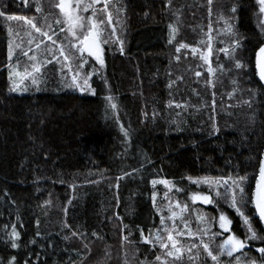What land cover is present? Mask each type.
<instances>
[{
    "label": "trees",
    "instance_id": "trees-1",
    "mask_svg": "<svg viewBox=\"0 0 264 264\" xmlns=\"http://www.w3.org/2000/svg\"><path fill=\"white\" fill-rule=\"evenodd\" d=\"M58 2L40 0L43 12L37 13L34 0H28V6L24 0H0V11L36 17L38 27L51 25L49 34H56L63 24L54 7ZM118 6L123 9L119 35L124 52L111 42L104 44L102 68L85 56L83 72L92 76L91 88L84 92L65 88L59 67L54 78L49 76L50 66L45 67L38 89L11 92L8 28L19 33L13 39L24 51L28 37L22 21L0 18V264H8L12 257L14 264H159L155 257L162 250L158 244L145 243L140 230L146 237L157 232L160 216L169 215L168 195L188 205L194 232L204 227L197 216L218 219L223 211L233 222L230 233L245 238L246 228L234 209L222 201L207 205L192 201L194 192L214 194L187 177L247 175L248 184L255 185L264 150V86L255 69L264 26L256 0H214L211 16L207 0H118ZM233 6L235 13L230 11ZM221 14L230 18L237 34L234 59L218 53L231 43L230 36L217 35L224 28ZM41 17L47 22L41 24ZM57 19L61 25L54 29ZM210 20L215 37L211 76L209 65L200 59ZM170 23L178 27L171 44ZM110 32L109 27L106 38ZM180 42L191 47L177 53ZM192 47L197 48L195 55ZM235 60H240V67ZM245 100L251 107L242 103ZM213 123L219 131H213ZM153 179L171 184L153 186ZM243 211L264 235L258 216H253L254 207L249 204ZM13 224L19 233L16 248L6 235ZM176 225L184 227L179 221ZM210 227L220 233L211 245L215 248L229 233L218 223ZM179 239L186 249L199 243L195 236ZM259 247L264 242L250 241L242 251L259 260ZM240 251L232 257L222 254L219 264H236ZM182 257L183 264H213L202 248L198 257L196 249ZM172 259L167 257L169 264ZM243 260L241 256L242 264Z\"/></svg>",
    "mask_w": 264,
    "mask_h": 264
},
{
    "label": "snow or ice",
    "instance_id": "snow-or-ice-1",
    "mask_svg": "<svg viewBox=\"0 0 264 264\" xmlns=\"http://www.w3.org/2000/svg\"><path fill=\"white\" fill-rule=\"evenodd\" d=\"M36 4V12L42 13L43 8L41 6L40 0H34ZM214 0H207L209 6V16H211V5ZM26 6H28V0H24ZM167 3H171V0H167ZM73 4L75 6H73ZM258 5V12L260 16V24L264 26V0H256ZM100 5V7H97ZM55 8L59 9L60 15L63 17L64 27L60 29L61 33L67 32V38L69 39L70 47H66L64 44H57L53 40V35L55 33L49 34L51 30V25L47 29H43L37 26L36 17H24L17 16L15 14H6L5 11H0V18H3L6 22L8 21H22L23 27L26 30V35L29 37L27 44L30 47L28 51H24L20 43H15L13 37L19 35L18 32H14L12 28H8L9 33V43H8V79L10 83V91H27L28 87H22L25 81H30L32 86H37L41 83L43 79L42 67L51 61L47 59V56L51 57L52 61L57 63L63 62V67L68 69L69 79L64 83L65 88H75L83 92L86 89H90L89 77L92 76L91 72H87L86 75H82L79 69H83L87 61L84 59V54L86 53L89 57L94 58V60L101 66L104 65V49L102 45L109 44L110 42L117 46L118 51L123 54L124 52V41L122 35L117 34V29L115 24L124 25L123 20L120 19V13L123 9L118 6V0H59L58 3L54 4ZM91 12L90 15L85 16L84 13ZM235 13L236 8L233 6L230 10ZM174 15L178 18V10ZM115 16V20H114ZM219 19L224 20V28L217 30V35L224 33L231 37V43L228 47L218 49L219 52H223L225 56L229 59H234V54L236 49L239 47L238 40L236 39V32L234 31V25L229 23L230 18H225L223 14L219 16ZM39 22L44 24L47 22L46 17H41ZM57 25L61 23V20L57 19ZM111 28L110 34L105 37L107 28ZM169 28V43H173L176 35L178 33V27H175L172 23L168 25ZM38 34L36 36L33 35ZM213 32L212 22L209 21L208 25V37H207V47L204 51L200 53V59L209 65L208 73L209 76L212 75L214 69L211 67L210 56L212 53L213 44L212 41L215 37L211 35ZM44 40L50 42L49 45H45L41 49ZM75 43H72V41ZM223 42V40L221 41ZM203 43V41H201ZM191 47L189 44L180 42L176 47V52L179 53L181 49H188ZM19 49L20 55L27 57L24 61L23 70H21V61L16 58V64L13 65L11 61L14 59V52ZM72 50H76V53H72ZM192 53L195 55L197 48H191ZM29 52L32 54L29 55ZM38 52L44 59H38ZM217 53V55H218ZM60 59H57V58ZM175 59L179 60L180 57L176 56ZM77 70H73L71 63H76ZM71 62V63H70ZM218 67L223 73V66ZM235 66L240 67V60H235ZM256 67L260 79L264 81V44H262L256 52ZM197 77L200 76L199 72H196ZM107 81H105V84ZM211 84V79L208 80ZM235 84V81H233ZM235 90V89H234ZM213 95H215L213 93ZM229 96L233 93L229 92ZM106 100L109 102L112 109L116 108V104L112 103L113 97L108 96ZM171 103V102H170ZM215 103V101H213ZM243 104L251 107L249 101H242ZM176 107H181L177 104ZM214 120V117H213ZM121 131L124 132L125 137L128 136V132L121 126ZM213 131H219L216 128L215 123H213ZM142 166V165H141ZM133 171H136L135 169ZM187 179L197 186L204 184L207 185L210 192L214 195H209L202 192H194L191 194V199L193 202L199 200L203 204H213L217 201H222L229 208L234 209L237 215L241 218L243 225L246 228L245 238L241 240L239 237L230 233V225L233 223L232 220L223 211H219L218 219L216 217L206 218L204 215L197 216V222L204 227L199 228L194 232L189 224V220L185 218L184 213L189 211L187 204H181L178 201L173 200L168 205V216H160V228L154 235L148 237L144 236L143 230L141 231V237L145 243H150L159 245L162 250V255H157L155 261L159 264H169L167 257H171V264H183V252H191L192 249H196L197 257L200 255V250L202 248L203 253L206 254L207 258H210L213 264H219V257L227 255L232 257L234 253L240 251V255L236 256V264H242L241 256L244 257L243 264H264V247H259L256 251L260 254L259 260L256 258H248L243 249L250 241H261L264 242V235L257 232L254 227L253 217L245 214L243 209L249 207V204L254 207L255 212L253 216H258L260 222H264V154H261L258 161V172L255 174V185L251 187L248 184L249 177L247 175L233 176L231 174L224 176H202V177H187ZM163 184L168 187L171 182L167 179H153L151 184L155 186L156 184ZM175 187V185H172ZM176 191H182V189L177 188ZM250 191V195H249ZM156 192L152 193L153 201L156 199ZM167 196V194H166ZM47 203V202H45ZM190 214V213H189ZM183 224V229H180L176 225V221ZM168 221H172V225L169 226ZM38 223V222H37ZM218 223L219 228L225 233H229L225 239H223L215 248L211 247L215 241L217 235L220 233L212 231L210 224ZM7 228V226H5ZM65 227L67 225L65 224ZM264 231V230H262ZM6 235L11 240V247L16 248L18 246L17 239L19 233L16 231V225L13 224L11 231L6 232ZM39 235V232H37ZM129 235H131L129 233ZM187 236L189 238L195 236L198 238L199 243H191L190 247L187 249L183 246L180 241V237ZM205 237H207V242H205ZM127 239V237H122V241ZM131 243V242H130ZM87 247V245H85ZM162 256L165 257L162 259ZM192 257L189 256V262L192 261ZM15 257L10 258L8 264H14ZM139 264H147L146 261H140ZM206 264V262H204Z\"/></svg>",
    "mask_w": 264,
    "mask_h": 264
},
{
    "label": "rangeland",
    "instance_id": "rangeland-1",
    "mask_svg": "<svg viewBox=\"0 0 264 264\" xmlns=\"http://www.w3.org/2000/svg\"><path fill=\"white\" fill-rule=\"evenodd\" d=\"M73 6H75V5L73 4ZM114 20H115V16H114ZM17 24H18V21H17ZM56 24H57V23L53 24L54 29H56L57 26L59 27V26L61 25V23H60L59 25H56ZM63 27H64V25L62 24V27H60L59 29L56 30V34L53 35L52 38H53V40L56 41L57 44H64L66 47H70V45H69V39L67 38V32H66V30H65L64 33H61V31H60V29L63 28ZM115 27H116V29H117V34L119 35V32H120V24H115ZM33 35L36 36V35H38V34L33 33ZM26 36H27V35H26ZM27 37H28V36H27ZM28 38H29V37H28ZM17 42L19 43V41H17ZM72 43H75V41L73 40ZM49 44H50V42H49L48 40H44L43 45H41V49H43L45 45H49ZM30 47H33V46H29V45H28V49H27V51L29 50ZM102 47H103V45H102ZM18 51H20V50L17 49L16 52H18ZM72 53H76V50H72ZM31 54H32V53L29 52V55H31ZM16 56H17V57H16ZM85 56H87L86 53L84 54V59L86 60V57H85ZM18 57H19V59H20V61H21V70H23V64H24V61L27 60V57H23V59H22V56H21L20 54H14V59L12 60L11 63H12L13 65H15V64H16V58H18ZM38 59H44V56H41V55L39 54V52H38ZM47 59H49L51 62L48 63V64L43 65V67H42V73L44 72L46 66H50L49 76H51V77L54 78V75H56V73H58V67H59V68H60V72H61V74H62V76H63V81H64V82H67L68 79H69V76H68V69L63 67V62H61V63H57L56 61H52L50 56H47ZM57 59H60V58L58 57ZM86 61H87V60H86ZM70 63H71V62H70ZM77 63H78V61H76V63H71V66H72V68H73L74 71L77 70V67H76ZM85 65H86V64H85ZM85 65H84V67H85ZM83 69H84V68H83ZM83 69H79V71H81L82 75H86V74L83 72ZM51 72H52V73H51ZM10 83H11V82H10ZM89 84H90V83H89ZM25 86L28 87V90H27V91H15V92L11 91V92H13V93H18V94H22V93H27V92H29V91H31V90H33V89H38V85H37V86H32L30 81H25V83L22 85V87H25ZM72 89H73V90H77V91H79L78 89H75V88H72ZM87 90H88V89H86L85 91H87ZM80 92H81V91H80ZM83 92H84V91H83ZM173 200L178 201V200H176L175 198H173L171 195H170V196L168 195L167 198H166V202H167L168 205H169V203H171ZM178 202H180V201H178ZM195 202H202V201L197 200V201H195ZM180 203H181V202H180ZM182 205H183V204H182ZM184 216H185V218H187V219L189 218V217H187V212L184 213ZM188 220H190V219H188ZM178 221H179V220H178ZM190 221H191V220H190ZM222 231H223V230H222ZM225 238H226V237H225ZM225 238H222V239H225Z\"/></svg>",
    "mask_w": 264,
    "mask_h": 264
},
{
    "label": "water",
    "instance_id": "water-1",
    "mask_svg": "<svg viewBox=\"0 0 264 264\" xmlns=\"http://www.w3.org/2000/svg\"><path fill=\"white\" fill-rule=\"evenodd\" d=\"M262 44H264V42H263ZM262 44H261V45H262ZM261 45H260V46H261ZM260 46H259V47H260ZM259 47H258V49H259ZM258 49H257V50H258ZM257 50H256V52H257ZM255 69H256V73H257V76H258L259 80L261 81V83H262L263 86H264V81H262V80L260 79V76H259V74H258V70H257V67H256V53H255ZM263 154H264V150H263ZM258 218H259V217H258ZM261 223H262V225H263V227H264V222H261Z\"/></svg>",
    "mask_w": 264,
    "mask_h": 264
}]
</instances>
